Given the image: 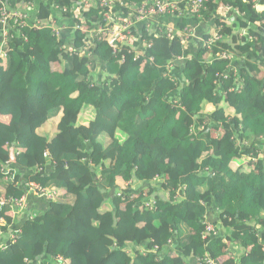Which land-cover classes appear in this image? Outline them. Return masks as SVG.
Returning a JSON list of instances; mask_svg holds the SVG:
<instances>
[{"label":"trees","instance_id":"obj_1","mask_svg":"<svg viewBox=\"0 0 264 264\" xmlns=\"http://www.w3.org/2000/svg\"><path fill=\"white\" fill-rule=\"evenodd\" d=\"M72 1L55 0L67 7ZM233 5L239 14L231 23L213 19L214 8L204 21L216 23L224 39L212 54H234L235 83L232 63L197 54L177 61L183 46L166 37L144 49L154 64L105 43L92 47L93 64L72 56L66 38L50 30L12 44L0 60V166L10 144L20 153L19 172L11 181L0 171V197L22 198L27 182L57 197L46 210L20 215L0 206L2 232L21 230L17 243L0 248V264H50L57 257L67 264H198L207 256L264 264V12ZM39 17L50 22L43 7ZM245 30L254 41L239 37ZM74 38L79 50L82 37ZM226 71L224 89L236 91L218 93L215 81ZM245 157L253 159L250 168L233 171ZM42 165L44 174L36 176ZM157 178L169 193L156 199L158 213L147 208L148 196L135 197V182ZM208 210L226 231L204 240ZM224 240L243 249L242 258L221 256ZM129 245L144 246V255L127 251Z\"/></svg>","mask_w":264,"mask_h":264},{"label":"built area","instance_id":"obj_2","mask_svg":"<svg viewBox=\"0 0 264 264\" xmlns=\"http://www.w3.org/2000/svg\"><path fill=\"white\" fill-rule=\"evenodd\" d=\"M242 1L251 4L253 9L258 11L260 6H264V0H74L67 6L56 4L55 0H0V60H5L6 53L12 48V44L17 46L22 42L28 41V32H41L50 30L57 36L62 31H79L83 36V41L90 45L99 42H106L117 53L120 48L126 49L129 54H134L135 60L143 58L144 63H153L154 59L146 57L144 49L151 48L155 39L166 37L173 41H178L186 47L193 43H202L204 48L212 52L213 47L217 46L223 40L221 34L211 35L208 39L198 36L195 29L190 25L178 28L176 24L166 23L164 19L182 20L204 19L205 15L214 8V12H220L225 20L230 22L233 14H239V9L233 5L234 2ZM216 6V10H215ZM46 9L50 22L39 17L41 8ZM93 12L91 15H86ZM67 23L68 27L61 26V23ZM142 24V33L139 38H135V28ZM241 38L245 37L248 41L255 38L247 31L241 33ZM140 41L141 46L136 47L135 43ZM74 53L75 50H70ZM77 55V53H76ZM178 59L182 60L183 57ZM126 57H121V63H125ZM227 61L234 69V83L239 78L238 69L233 66L234 55L230 52L219 51L216 54L210 53L208 62ZM230 68V65L228 66ZM231 76L228 71L220 75L215 81L217 92L228 94L236 91L235 86L227 90L224 85L228 83ZM243 86H238L242 89ZM178 107L177 103H175ZM191 131L196 135V127L192 126ZM4 149L9 152V159L1 164L0 171L6 174V180H15L17 171L14 168L16 158L20 154L14 149V146L6 144ZM243 160L253 161L252 157H245ZM46 165L36 167V176L44 174ZM26 195L20 199H4L0 197V206L10 205L15 215H20L27 210V196L33 194L35 197L53 201L57 197V191L47 188L35 182L25 184ZM169 198V195H168ZM156 201L152 200L147 204V208L152 211H158L155 208ZM33 218V217H32ZM0 225H6L4 220H0ZM203 239L218 238L226 229L219 224L209 221L208 215L205 216ZM11 229L15 230L12 231ZM8 233L2 232L0 228V237L5 235L7 242L17 243L20 229L11 228ZM226 246L229 244L224 240ZM238 248V247H236ZM243 251V249H237ZM245 253V251H244ZM243 253V255H244ZM231 258V257H230ZM238 261V259H233ZM57 264H67L62 257L55 259ZM198 264H221L207 256Z\"/></svg>","mask_w":264,"mask_h":264},{"label":"crops","instance_id":"obj_3","mask_svg":"<svg viewBox=\"0 0 264 264\" xmlns=\"http://www.w3.org/2000/svg\"><path fill=\"white\" fill-rule=\"evenodd\" d=\"M259 13L264 12V6H260L258 9ZM164 21L166 23H171V24H177V21L172 20V19H164ZM190 21V26H192L195 31L197 32L199 37H203L209 33H211L212 31V27H213V23L212 22H196L195 20L189 19ZM239 33V32H238ZM213 34V33H212ZM238 35V34H237ZM184 56L186 57H193L194 54H197V56H199V48L196 46H191L188 49H186ZM203 60H206V58L201 57ZM233 66L238 69V66L236 65L235 62H233ZM235 163V162H234ZM233 163V164H234ZM233 168V167H232ZM235 169V168H234ZM17 174H18V170L16 169ZM165 182L162 180V178H157L154 179L150 182H143V183H139V182H135V197H137L138 195H140L139 193L143 194L144 197L148 196V202L154 200L156 201V199L159 198H167V193H165V189H164V184ZM50 201L46 200V199H41L38 197H35L33 194H29L27 196V206H28V211H32V210H46L48 208V205ZM208 219L209 221L213 222L215 218L212 217V215H210L209 210H208ZM30 216V215H29ZM20 216H18L16 222H18L20 220ZM16 228H19L20 226H14ZM15 228V229H16ZM7 237L5 235L0 237V248L4 247L5 242L7 241L6 239ZM232 248L234 249H241V248H236V246H232ZM128 248H133L135 249V251L140 252V251H144L145 247L144 246H134V245H129ZM127 248V249H128ZM244 253V250L242 251ZM50 264H57L54 259L53 262H51Z\"/></svg>","mask_w":264,"mask_h":264},{"label":"clouds","instance_id":"obj_4","mask_svg":"<svg viewBox=\"0 0 264 264\" xmlns=\"http://www.w3.org/2000/svg\"><path fill=\"white\" fill-rule=\"evenodd\" d=\"M210 11H212V10H210ZM209 11V12H210ZM93 12H90V13H88V14H86V15H91ZM208 15V13L205 15V17H204V19L206 18V16ZM212 18L213 19H216L217 21L219 20V19H221L222 20V22H223V24L224 23H231V21H232V19H230V22L229 21H227V20H225V16L224 17H222L221 16V13L220 12H213L212 13ZM204 19H202V20H198V22H202V21H204ZM172 20H178V19H176V18H173ZM189 19L188 18H185V19H182V20H180V21H188ZM192 20H194V19H192ZM197 20V19H196ZM179 21V20H178ZM213 23V22H212ZM62 24H63V22L61 23V26H62ZM65 24V23H64ZM216 24V23H215ZM215 24L213 25V27H212V31H211V33H209V34H207V35H209V37L211 36V35H214V34H218V32H217V30H216V27H215ZM177 25V24H176ZM140 28H142V24H140L138 27H136L135 28V30L136 31H138V34L140 35V33L141 34H143L142 33V31L140 32L139 30H140ZM65 31H70V30H65ZM245 31H247L248 33H249V31L248 30H245ZM63 32L64 31H62V33H60V35L59 36H61L63 39H65L66 37H64V35H63ZM71 33H72V38H71V44H70V48L68 49L67 48V43H66V45H64V49L65 50H67L72 56H76L77 58L78 57H82V56H88V58H90L91 60H92V62H93V64L95 63V61H96V56H94V54L91 52V50H92V47H94V48H96V44H98V43H96V44H91L90 43V45H89V47H88V45L85 43L86 41H83V38H84V36L79 32V31H75V32H77V33H79L80 34V36L82 37V39H81V42H82V46H81V48L79 49V50H77L76 48H75V38H74V31H70ZM135 32V31H134ZM213 33V34H212ZM242 33V32H241ZM241 33H240V35H241ZM239 34V33H238ZM250 34V33H249ZM222 35V34H221ZM239 35V37L241 38V36ZM223 36V35H222ZM208 37V38H209ZM203 39H208V38H204V36L202 37ZM67 40V39H66ZM224 40V39H223ZM254 41V40H253ZM99 43H105V44H107L106 42H99ZM137 43V42H136ZM136 43H135V45H136ZM191 46H196V47H198L199 48V58L200 59H202L201 57H203V58H206V60L208 61V56H209V54L210 53H212V52H210L207 48H204L203 47V45H202V43H193V44H189V45H187L186 47H184L183 46V49H184V51L186 50V49H188L189 47H191ZM203 49H206L207 50V54L206 53H203L202 54V50ZM213 49H214V47H213ZM70 50H75V52L74 53H72V52H70ZM213 51V50H212ZM76 53H77V55H76ZM234 55V54H233ZM181 57H183V59L182 60H180V59H178V57H176L175 56V58H176V60L177 61H183V60H189V59H191L192 57H186V56H181ZM143 59V58H142ZM234 60H235V56H234ZM234 62V61H233ZM209 63V62H208ZM151 64H154V62L153 63H151ZM96 66V65H95ZM170 66V65H169ZM172 69V68H171ZM170 69V70H171ZM173 105L175 106V107H177V108H180V107H178L174 102H173ZM178 105H180V104H178ZM181 109L183 110V109H185L183 106H181ZM4 226H6V225H4ZM7 239V238H6ZM5 246V245H4ZM56 259V258H55ZM55 259H54V261H55ZM56 262V261H55Z\"/></svg>","mask_w":264,"mask_h":264},{"label":"rangeland","instance_id":"obj_5","mask_svg":"<svg viewBox=\"0 0 264 264\" xmlns=\"http://www.w3.org/2000/svg\"><path fill=\"white\" fill-rule=\"evenodd\" d=\"M62 26L68 27V24L67 23H65V24L63 23ZM139 31L141 32L142 31V28H140ZM63 35L67 39V48L69 49L70 48V44H71L72 33L70 31H64L63 32ZM225 52H230V50L229 51L227 50ZM262 76H264V74H262ZM250 164H251V162H248V161L242 159V160L237 161L234 164H232L231 167H233L232 168L233 171H236L242 165H245V167L247 169H249L250 168ZM165 193H167V192L165 191ZM167 194L169 195V193H167ZM168 195H167V198H168ZM231 245L234 246L233 244H231ZM129 250H130V248L127 249V251H129ZM140 253L142 255H144V252L143 251H140ZM223 255L228 256V257H231L233 259H240L243 256V252L240 251V250H236V249L232 248L231 246L227 245V246H224V247L221 248V256H223Z\"/></svg>","mask_w":264,"mask_h":264}]
</instances>
